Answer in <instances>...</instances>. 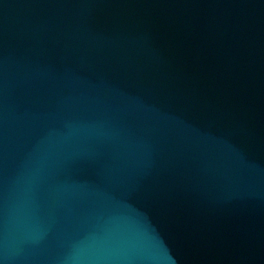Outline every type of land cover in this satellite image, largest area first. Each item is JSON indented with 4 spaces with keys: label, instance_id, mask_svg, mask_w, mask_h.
Returning <instances> with one entry per match:
<instances>
[{
    "label": "water",
    "instance_id": "95a60500",
    "mask_svg": "<svg viewBox=\"0 0 264 264\" xmlns=\"http://www.w3.org/2000/svg\"><path fill=\"white\" fill-rule=\"evenodd\" d=\"M0 264H264V0H0Z\"/></svg>",
    "mask_w": 264,
    "mask_h": 264
}]
</instances>
